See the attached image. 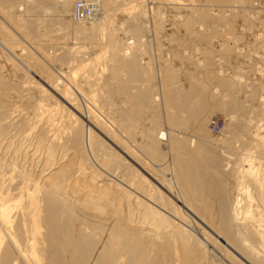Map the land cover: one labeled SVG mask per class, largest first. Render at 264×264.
Masks as SVG:
<instances>
[{
    "label": "bare ground",
    "instance_id": "bare-ground-1",
    "mask_svg": "<svg viewBox=\"0 0 264 264\" xmlns=\"http://www.w3.org/2000/svg\"><path fill=\"white\" fill-rule=\"evenodd\" d=\"M89 1L0 0V264H264V0Z\"/></svg>",
    "mask_w": 264,
    "mask_h": 264
},
{
    "label": "rangeland",
    "instance_id": "rangeland-1",
    "mask_svg": "<svg viewBox=\"0 0 264 264\" xmlns=\"http://www.w3.org/2000/svg\"><path fill=\"white\" fill-rule=\"evenodd\" d=\"M127 1V0H126ZM148 3H149V5H148ZM148 3H147V5H148V7H149V11H151V7H152V4H150V1L148 0ZM121 15H123V14H121ZM121 15H118L116 18L118 19V20H121V18H123V16H121ZM150 28V27H149ZM149 33V34H148ZM126 35V34H125ZM150 36V37H149ZM165 36H163L162 38H164ZM149 39V40H148ZM147 40H148V43H149V45H152V46H149V51H150V54H151V56L153 57V60L154 61H156V57H157V55L158 54H160L161 52L162 53H164L163 52V50H167V44H168V39H166V38H164V40H162L161 39V37L160 38H155L154 37V34H153V32H152V30L150 29L148 32H147ZM157 40V41H156ZM162 40V41H161ZM166 40V41H165ZM152 41V42H151ZM159 41V42H158ZM25 42V41H24ZM151 42V43H150ZM157 42V43H156ZM162 42V43H161ZM26 43V42H25ZM160 43V44H159ZM159 46H162L163 48H161L160 49V47ZM151 47V48H150ZM57 48V47H56ZM50 50H54L52 47L50 48ZM159 50V51H158ZM59 51H61V50H59ZM58 51V52H59ZM161 51V52H160ZM153 54H154V56H153Z\"/></svg>",
    "mask_w": 264,
    "mask_h": 264
},
{
    "label": "built area",
    "instance_id": "built-area-1",
    "mask_svg": "<svg viewBox=\"0 0 264 264\" xmlns=\"http://www.w3.org/2000/svg\"><path fill=\"white\" fill-rule=\"evenodd\" d=\"M88 4L85 5V12H86V16L90 17L92 16V13L94 14L96 11V2L94 0H91L89 2H87ZM81 4V3H78ZM77 9V15L81 14V12L78 11V7Z\"/></svg>",
    "mask_w": 264,
    "mask_h": 264
}]
</instances>
